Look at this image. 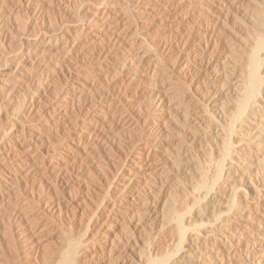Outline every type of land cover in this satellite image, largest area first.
Returning <instances> with one entry per match:
<instances>
[{
    "label": "bare ground",
    "instance_id": "6f19581e",
    "mask_svg": "<svg viewBox=\"0 0 264 264\" xmlns=\"http://www.w3.org/2000/svg\"><path fill=\"white\" fill-rule=\"evenodd\" d=\"M75 1L0 0V264H264V0Z\"/></svg>",
    "mask_w": 264,
    "mask_h": 264
},
{
    "label": "rangeland",
    "instance_id": "374dc122",
    "mask_svg": "<svg viewBox=\"0 0 264 264\" xmlns=\"http://www.w3.org/2000/svg\"><path fill=\"white\" fill-rule=\"evenodd\" d=\"M67 1H68V0H67ZM67 1L65 2L64 0H63V1L60 0V2H62V4H66ZM76 1H77L78 4L76 3ZM76 1L73 2V4H74V3L77 4V6L74 4V5L77 7L76 9L80 8V6H83L84 3H85V2H82L83 0H76ZM78 1L82 2L83 5H81V3L78 2ZM64 2H65V3H64ZM79 4H80V5H79ZM74 5H73V6H74ZM75 6H74V7H75ZM78 6H79V7H78ZM60 14H61V12H60ZM61 24H62V23H60V24H58V25L61 26ZM58 25H57V26H58ZM62 25H64V24H62ZM57 26H56V28H58ZM60 26H59V27H60ZM38 31H39V29H38ZM38 31H37V32H38ZM40 31H41V30H40ZM8 64H9V65H8ZM15 64H16V63H14V62L12 63V62L10 61V62H8V63H5V65L1 64L0 69L3 70V72H6V73H8V72H12V71L15 69L14 67H16ZM2 65H3V66H2ZM14 65H15V66H14ZM71 195H73V196H71L73 199H72L70 196H68V199L70 198L71 200H69V201L73 202V204H74V203H76V202H74V201L77 200V196H76V194H73V193H72ZM74 196H76V197H74ZM78 196H80V195L78 194ZM87 199H88V197H86V201H89V200H90V199H88V200H87ZM72 200H73V201H72ZM69 206H71L70 208H72V204H71V205L69 204ZM73 208H74V206H73ZM81 208H82V207H81ZM79 209H80V208H79ZM79 209H77V210H78V212L80 213V210H79ZM86 210H87V209H86ZM6 220H7V219H5V221H6ZM62 222H63V221H62ZM0 223L2 224V222H0ZM63 225H65L64 222H63ZM64 228L68 231V226H67V227L64 226ZM54 232L57 233V234H55ZM59 233H60L59 230L53 231L52 234H51V235H52L51 238H50V236H49L46 240H43L42 243L40 244L39 252H41V253L43 254L46 250L49 251V250L53 249V248L56 246V242H57V238L59 237ZM55 236H56V237L58 236V237L56 238ZM52 237H53V238H52ZM54 237H55V238H54ZM49 239H50V240H49ZM51 239H55L56 241H55V240H54V241H53V240L51 241ZM59 239H61V238H58V241H61V240H59ZM48 240H49V241H48ZM5 241H6V240H4V242H5ZM22 241H23V240H22ZM50 241H51V242H50ZM44 242H45V243H44ZM46 242H47V243H46ZM48 242H49L50 245L52 244V242H53V244L50 246V245L48 244ZM43 243H44V244H43ZM54 243H55V244H54ZM45 245H46V246H45ZM48 245H49V246H48ZM53 245H54V247H52ZM41 246H44V247L41 248ZM46 247H48V248H46ZM45 249H46V250H45ZM40 250H41V251H40ZM43 250H44V251H43ZM22 253H23V247H22ZM42 254H40V255H42ZM89 258H90V257H88L87 261L89 260ZM21 259H22V260L24 259L23 255H22V258H21ZM41 259H42V260H40V261H42L41 263H43V256H41ZM90 259H91V258H90ZM23 261H24V260H23ZM23 261L20 260V264H21V262H23ZM40 261H39V262H40ZM96 262H97V260H96V259L93 260V258H92V261H91V260L88 261L87 264H95ZM18 263H19V262H18ZM22 264H26V263L23 262Z\"/></svg>",
    "mask_w": 264,
    "mask_h": 264
}]
</instances>
